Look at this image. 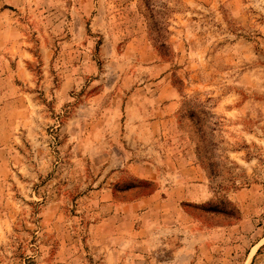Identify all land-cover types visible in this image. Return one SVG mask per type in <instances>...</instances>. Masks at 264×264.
Returning a JSON list of instances; mask_svg holds the SVG:
<instances>
[{
	"label": "rangeland",
	"instance_id": "rangeland-1",
	"mask_svg": "<svg viewBox=\"0 0 264 264\" xmlns=\"http://www.w3.org/2000/svg\"><path fill=\"white\" fill-rule=\"evenodd\" d=\"M0 264H264V0H0Z\"/></svg>",
	"mask_w": 264,
	"mask_h": 264
},
{
	"label": "crops",
	"instance_id": "crops-1",
	"mask_svg": "<svg viewBox=\"0 0 264 264\" xmlns=\"http://www.w3.org/2000/svg\"><path fill=\"white\" fill-rule=\"evenodd\" d=\"M186 182V181H185ZM165 192L168 193V196L166 197L170 202H176L178 193L185 192L187 197L189 195L190 198L194 200H201L205 197V186L200 181L195 182H186V184H183L181 182H167L164 184ZM180 189V190H179ZM164 190V189H163Z\"/></svg>",
	"mask_w": 264,
	"mask_h": 264
}]
</instances>
